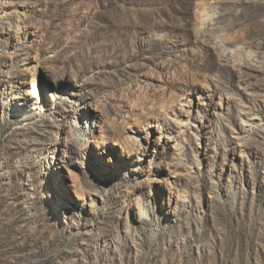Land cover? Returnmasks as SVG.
Returning <instances> with one entry per match:
<instances>
[{
	"label": "rangeland",
	"instance_id": "obj_1",
	"mask_svg": "<svg viewBox=\"0 0 264 264\" xmlns=\"http://www.w3.org/2000/svg\"><path fill=\"white\" fill-rule=\"evenodd\" d=\"M0 264H264V0H0Z\"/></svg>",
	"mask_w": 264,
	"mask_h": 264
},
{
	"label": "bare ground",
	"instance_id": "obj_2",
	"mask_svg": "<svg viewBox=\"0 0 264 264\" xmlns=\"http://www.w3.org/2000/svg\"><path fill=\"white\" fill-rule=\"evenodd\" d=\"M203 13V12H202ZM204 19V18H203ZM202 19V22L204 21ZM220 36V35H219ZM222 37H223V35H221ZM218 40V39H217ZM238 51H241V49H237V50H232V51H226L225 49L224 50H222V53L223 54H232V55H236L237 54V52ZM252 56V55H251ZM92 129V127L90 128L89 127V130L87 129V130H83V131H85V133H89L90 135H91V130ZM87 131V132H86ZM86 135V134H85ZM64 154V150L62 151V155ZM61 155V156H62ZM58 157V156H57ZM57 157H56V154L54 153L53 155H52V159H51V161H49V166L50 167H52V171L54 172V173H52V171H51V173H52V178H54L55 179V183L56 184H60V182H61V179H60V172H59V170H58V163H57V161H56V159H57ZM52 164H53V166H52ZM62 181H63V179H62Z\"/></svg>",
	"mask_w": 264,
	"mask_h": 264
}]
</instances>
